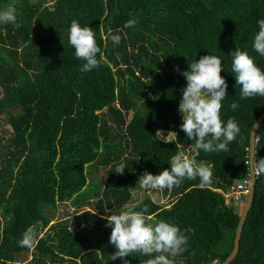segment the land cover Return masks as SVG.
Here are the masks:
<instances>
[{
	"label": "trees",
	"instance_id": "trees-1",
	"mask_svg": "<svg viewBox=\"0 0 264 264\" xmlns=\"http://www.w3.org/2000/svg\"><path fill=\"white\" fill-rule=\"evenodd\" d=\"M11 2L0 0V7ZM15 3L16 24H0V264H123L120 258L111 260L116 249L106 217L145 206L149 222L165 219L192 229L186 232L187 251L170 257L175 264L224 262L241 216L228 202L247 200H235L232 186L251 177L250 135L264 112V97L240 98L230 54L236 47L246 50L264 70V57L252 48L264 0ZM132 18L137 24L125 28ZM74 19L95 29L101 48L100 67L88 72L80 71L84 61L68 42ZM112 35L121 42L114 44ZM209 54L221 58L228 84L223 118L234 117L241 130L226 152L196 149L180 128L179 103L187 83L181 73ZM232 102L239 105L236 111ZM3 126L11 128L9 135L2 134ZM160 132L178 135L166 140ZM256 143L255 196L230 264H264V172L258 163L264 158V122ZM186 147L210 167L211 182L202 185L197 177L165 188L173 197L169 206L146 196L129 207L131 189L144 171L156 175L170 168L177 150ZM121 162L127 168L117 174ZM93 165L109 169L92 202L88 197L97 181H88V167ZM86 200L88 210L57 219L61 204ZM28 229L36 241L20 247ZM149 258L123 259L142 264Z\"/></svg>",
	"mask_w": 264,
	"mask_h": 264
},
{
	"label": "clouds",
	"instance_id": "clouds-1",
	"mask_svg": "<svg viewBox=\"0 0 264 264\" xmlns=\"http://www.w3.org/2000/svg\"><path fill=\"white\" fill-rule=\"evenodd\" d=\"M17 15L16 3L12 0L0 9V24H16ZM137 22L136 18L129 19L124 27H134ZM257 23L259 31L254 35L252 48L264 57V19ZM110 38L114 44L121 42L119 35H112ZM68 42L75 50V57L84 61L80 71L88 72L100 67L98 55L101 48L96 40L95 29L89 25L81 26L74 19L68 31ZM230 56L231 70L236 86L240 88V98L264 97V70L257 65L255 57L238 47ZM176 70L179 71V68ZM222 70L221 58L209 54L188 64V70L181 73L187 83L182 89L179 103L183 120L180 128L194 142V147L205 153L228 151V145L236 140L241 131L234 117L226 121L223 118V101L227 98L228 84L221 75ZM230 107L236 111L239 105L232 102ZM258 163L261 172H264V158H260ZM125 168V163L121 162L115 173L123 174ZM212 176L213 173L205 162L197 161L195 157H188L182 150H177L171 158L170 168H164L156 175L144 171L137 184L141 189H172L179 187L185 179L194 180L197 177L202 185L207 184L211 182ZM147 213L148 208L145 206L140 211L122 209L118 214L106 217V226L111 228L109 242L116 249L111 254L112 261L120 258L123 264H130L129 260L123 258L138 254L150 257L142 264H175L170 257L187 251L186 232H191L192 229L182 230L177 223L165 219L149 222ZM35 241L36 234L28 229L18 244L20 247H32Z\"/></svg>",
	"mask_w": 264,
	"mask_h": 264
},
{
	"label": "rangeland",
	"instance_id": "rangeland-1",
	"mask_svg": "<svg viewBox=\"0 0 264 264\" xmlns=\"http://www.w3.org/2000/svg\"><path fill=\"white\" fill-rule=\"evenodd\" d=\"M0 9H2V8L0 7ZM1 96H2V93L0 91V97ZM130 117H132V113L129 115V118ZM2 131H3L2 134L4 136H7L11 133V128L9 126H3ZM159 136L161 138L168 140L173 136V134L166 133V132H160ZM181 150L185 153L186 156L194 157V150L192 148L186 147V148H183ZM108 169L109 168L105 169L104 167H100L97 165H93V166L88 167V172H90V175H88V181L89 182L97 181L96 182L97 183V189L95 190L93 195H90L88 197V198L92 199V202L97 199L98 195L101 193V191L104 187V184H105L107 176H108ZM255 176H256V166H255ZM137 183H138V181L133 185V188L131 189V191L133 193V200L129 204V207H134L136 205H139L140 203H142V201H144L146 196H149L152 200L162 204L163 206H169L172 203V201H173V197H171L172 195H170V194L165 195L164 189H162V190L161 189H141ZM251 185H252V181L249 182L250 188H251ZM249 193H250V191H249ZM249 193L247 194V198H248ZM230 196H231V194H230ZM235 196H236L235 200H237V198L240 196L246 197L245 193H243V192L241 194L237 193ZM230 200L234 201L232 199H230ZM75 202L77 203L80 201L78 199H76ZM75 202L74 203L61 204L58 207L57 219L65 217V216H69V215L71 217H73L77 213H80L81 211H85V210L89 209V205H88L89 203H87V200L84 202H81L80 204H76ZM238 203L237 202H228V205L233 207L236 211H238L242 214L245 204H243V203L238 204ZM245 203H246V201H245ZM91 208H92V206H91ZM92 210H93V208H92ZM66 264H71V263H66Z\"/></svg>",
	"mask_w": 264,
	"mask_h": 264
},
{
	"label": "water",
	"instance_id": "water-1",
	"mask_svg": "<svg viewBox=\"0 0 264 264\" xmlns=\"http://www.w3.org/2000/svg\"><path fill=\"white\" fill-rule=\"evenodd\" d=\"M264 122V112L261 114V116L258 118V120L255 122L251 135H250V148H249V171L251 174V180L252 185L250 188V193L248 195V198L246 200L244 210L240 216V221L236 230V235L234 239V248L231 254L226 258V260L220 264H230L233 259L237 256L240 249V241L242 237L243 227L246 221V218L248 216V213L251 209V206L253 204L254 196H255V190H256V182L257 178L255 176V154H256V141H257V135L259 131V127Z\"/></svg>",
	"mask_w": 264,
	"mask_h": 264
},
{
	"label": "built area",
	"instance_id": "built-area-1",
	"mask_svg": "<svg viewBox=\"0 0 264 264\" xmlns=\"http://www.w3.org/2000/svg\"><path fill=\"white\" fill-rule=\"evenodd\" d=\"M259 170L256 169V175H258ZM251 181V179H245L242 183L240 184H234L232 186L233 189H235L237 192L241 194L242 192L245 193V195L247 196V194L250 191V187H249V182Z\"/></svg>",
	"mask_w": 264,
	"mask_h": 264
}]
</instances>
